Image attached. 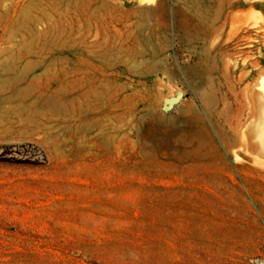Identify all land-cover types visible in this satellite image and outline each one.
<instances>
[{
	"label": "rangeland",
	"instance_id": "374dc122",
	"mask_svg": "<svg viewBox=\"0 0 264 264\" xmlns=\"http://www.w3.org/2000/svg\"><path fill=\"white\" fill-rule=\"evenodd\" d=\"M155 1L0 0V264H264V0Z\"/></svg>",
	"mask_w": 264,
	"mask_h": 264
},
{
	"label": "bare ground",
	"instance_id": "6f19581e",
	"mask_svg": "<svg viewBox=\"0 0 264 264\" xmlns=\"http://www.w3.org/2000/svg\"><path fill=\"white\" fill-rule=\"evenodd\" d=\"M153 2V1H152ZM154 2H156L154 0ZM224 2V1H222ZM234 2V1H233ZM157 6V5H156ZM58 13V12H57ZM110 19V18H109ZM227 20V17H226ZM97 21V20H96ZM60 22V21H59ZM101 22V21H100ZM106 22V21H105ZM221 22V21H220ZM228 22V21H227ZM104 23V22H103ZM99 24V23H98ZM110 24V22H109ZM61 25V24H60ZM106 25V24H105ZM222 26V25H220ZM221 28V27H220ZM224 28V27H222ZM216 29V28H215ZM218 29V28H217ZM220 30V29H219ZM222 31V30H221ZM218 32V30H216V33ZM220 32V31H219ZM223 32V31H222ZM221 32V33H222ZM215 33V34H216ZM219 36V35H216ZM214 37V36H213ZM222 37V36H221ZM216 38H220V37H216ZM215 39V38H214ZM222 39V38H221ZM232 39V38H231ZM209 40V39H208ZM87 41V39H86ZM85 41V42H86ZM212 41V40H210ZM215 40H213L214 42ZM208 43V42H207ZM216 43V42H215ZM214 44V43H213ZM219 44V43H218ZM213 46V45H212ZM225 56V55H224ZM245 78V77H244ZM264 81V80H263ZM242 82V81H241ZM260 82V80H259ZM239 83V82H238ZM258 83V81H257ZM255 101V106L254 104H252L255 108L252 107L253 113L255 111V117L252 118V122L250 124H252V126L249 128L248 130V139L250 141V152L255 160L256 163L264 166V83L262 88L257 92L256 94V98L253 100V102ZM252 102V101H251ZM249 122V121H248ZM246 134V132H245ZM244 134V136H245ZM245 139V137H244ZM248 143V141H247ZM247 148V150H248ZM242 149V148H241ZM248 152V151H247ZM263 168V167H262Z\"/></svg>",
	"mask_w": 264,
	"mask_h": 264
}]
</instances>
